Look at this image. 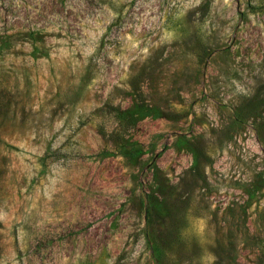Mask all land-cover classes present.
<instances>
[{"label": "rangeland", "instance_id": "374dc122", "mask_svg": "<svg viewBox=\"0 0 264 264\" xmlns=\"http://www.w3.org/2000/svg\"><path fill=\"white\" fill-rule=\"evenodd\" d=\"M0 264H264V0H0Z\"/></svg>", "mask_w": 264, "mask_h": 264}, {"label": "trees", "instance_id": "16d2710c", "mask_svg": "<svg viewBox=\"0 0 264 264\" xmlns=\"http://www.w3.org/2000/svg\"><path fill=\"white\" fill-rule=\"evenodd\" d=\"M154 252H155V255L157 256L158 259H161V258H162V255H161V253L159 252V250H156V249H155Z\"/></svg>", "mask_w": 264, "mask_h": 264}]
</instances>
